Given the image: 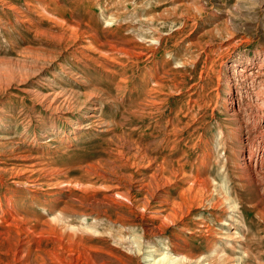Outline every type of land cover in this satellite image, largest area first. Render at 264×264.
Instances as JSON below:
<instances>
[{
    "label": "rangeland",
    "instance_id": "rangeland-1",
    "mask_svg": "<svg viewBox=\"0 0 264 264\" xmlns=\"http://www.w3.org/2000/svg\"><path fill=\"white\" fill-rule=\"evenodd\" d=\"M263 73L264 0H0V218L57 216L112 264H264ZM145 149L181 175L146 186Z\"/></svg>",
    "mask_w": 264,
    "mask_h": 264
},
{
    "label": "bare ground",
    "instance_id": "bare-ground-1",
    "mask_svg": "<svg viewBox=\"0 0 264 264\" xmlns=\"http://www.w3.org/2000/svg\"><path fill=\"white\" fill-rule=\"evenodd\" d=\"M4 2V1H3ZM2 3V2H1ZM12 7L11 5H9ZM4 7V6H3ZM6 7V6H5ZM8 7V6H7ZM9 7V9H10ZM13 10V9H12ZM14 11V10H13ZM19 11V10H16ZM21 14V13H20ZM35 14V13H34ZM3 15V14H2ZM18 16V15H17ZM31 16V15H30ZM19 17V16H18ZM49 17V16H48ZM18 19V18H17ZM29 19V18H28ZM38 20V19H37ZM36 21V20H35ZM30 22V21H29ZM38 23V22H37ZM28 24V23H27ZM88 27V26H87ZM74 29V28H73ZM34 33V32H33ZM54 34V33H53ZM68 38V37H67ZM108 44V43H107ZM114 44V43H113ZM110 45V44H109ZM123 45V44H122ZM120 45V46H122ZM111 49V48H110ZM115 49V48H114ZM134 48L132 47V44L129 45V49H127L130 53H132V50ZM81 50V49H79ZM78 50V51H79ZM109 50V49H108ZM116 51V50H115ZM118 51V50H117ZM124 51V50H123ZM23 52V51H22ZM83 52V51H82ZM33 53V52H32ZM72 53V52H71ZM114 53V51H113ZM117 53V52H115ZM122 54V53H121ZM76 55V54H75ZM85 55V54H84ZM35 56V54H34ZM86 56V55H85ZM74 57V56H73ZM27 58V57H26ZM82 58V57H81ZM34 59V58H33ZM85 59V58H84ZM116 59V58H115ZM20 60V59H19ZM32 60V59H31ZM39 60V59H38ZM117 60V59H116ZM135 60V59H134ZM29 61V59H28ZM40 62V61H39ZM251 62V61H249ZM17 63V62H16ZM36 63V62H35ZM43 63V62H42ZM19 64V62H18ZM237 65V64H236ZM262 63L258 66V73H260L259 70H262ZM38 67V66H37ZM40 68V67H39ZM15 69V68H14ZM28 70H31L29 68ZM255 70V69H254ZM18 71V70H16ZM35 71V70H33ZM71 71V70H70ZM241 70L240 72H242ZM32 72V71H31ZM39 72V71H38ZM262 72V71H261ZM30 73V72H29ZM239 73V72H238ZM250 73V72H249ZM14 74V73H13ZM73 74V73H72ZM261 74V73H260ZM264 74V73H263ZM15 75V74H14ZM17 75V74H16ZM15 75V76H16ZM66 75V74H65ZM71 75V74H70ZM249 75V74H248ZM258 75V74H257ZM42 76V75H41ZM239 76V75H238ZM250 76V75H249ZM255 77V75H253ZM261 76V75H260ZM259 76V77H260ZM263 76V75H262ZM55 77V76H54ZM228 77V76H227ZM237 77V76H236ZM245 77V76H243ZM258 77V78H259ZM15 78V77H14ZM66 78V77H65ZM76 78V77H75ZM81 78V77H80ZM256 78V77H255ZM16 79V78H15ZM38 79V78H37ZM44 79V78H43ZM62 79V78H61ZM74 79V78H73ZM254 79V78H253ZM256 80V79H255ZM17 82H22L21 76L15 80ZM66 81V80H65ZM229 81V80H228ZM242 81V80H241ZM251 81V80H250ZM261 81V80H260ZM40 82V81H39ZM253 82V81H252ZM41 83V82H40ZM56 83V82H53ZM239 83V82H238ZM33 84V83H32ZM231 80L228 82V85L230 86ZM240 84V83H239ZM255 84V83H254ZM264 84V82H263ZM12 85V84H11ZM25 85V84H24ZM36 85V84H35ZM40 85V84H39ZM61 86V85H60ZM81 86V85H80ZM236 86V85H235ZM244 86V84H243ZM259 86V85H258ZM10 87V86H9ZM22 87V86H20ZM38 87V86H37ZM48 87V86H47ZM240 87V86H239ZM15 88V87H14ZM43 88V87H42ZM71 88V87H70ZM260 88V87H259ZM258 88V89H259ZM264 88V87H263ZM25 89V88H24ZM31 89V88H30ZM78 89V88H77ZM249 89V88H248ZM264 90V89H262ZM25 91V90H23ZM33 91V89L31 90ZM42 91V90H41ZM26 92V91H25ZM24 92V93H25ZM53 92V91H52ZM259 92V91H258ZM257 92V93H258ZM262 92V91H261ZM260 92V93H261ZM28 93H31L34 95V92L28 91ZM43 93V91H42ZM69 93V92H68ZM255 93V92H254ZM264 93V92H263ZM35 94H39L36 92ZM259 94V93H258ZM262 94V93H261ZM260 94V95H261ZM91 96V95H90ZM67 97V95H66ZM65 97V98H66ZM259 97V96H258ZM263 97V96H262ZM43 98L52 105H60L61 102L65 103L64 98L58 97V95L55 94H46L43 96ZM251 98V97H250ZM261 98V97H260ZM264 98V97H263ZM261 98V99H263ZM14 99V98H13ZM35 99V98H34ZM257 99V98H256ZM61 102H60V101ZM93 100V99H92ZM43 101V99H42ZM98 101V100H97ZM155 101V100H154ZM251 101V100H250ZM40 102V101H39ZM38 102V103H39ZM46 102V103H47ZM92 102V101H91ZM156 102V101H155ZM241 101L237 96L230 98V102L228 104V110L235 112H238L239 103ZM259 102V101H258ZM161 103V102H160ZM243 103V102H242ZM260 103V102H259ZM264 103V102H263ZM67 104V103H66ZM73 104V103H72ZM71 104V105H72ZM241 104V103H240ZM254 104V103H253ZM33 105V104H32ZM44 105V104H43ZM247 105V104H245ZM264 105V104H263ZM73 106V105H72ZM244 106V105H243ZM258 106V104H257ZM261 106V105H260ZM33 107V106H32ZM54 107V106H53ZM56 107V106H55ZM98 107V106H97ZM156 107V106H155ZM237 109H236V108ZM248 107V106H247ZM262 107V106H261ZM36 108V107H35ZM68 108V106H67ZM91 108V106H90ZM153 108V107H152ZM258 108V107H257ZM263 108V107H262ZM69 109V108H68ZM240 109V108H239ZM243 109V108H242ZM260 109V107H259ZM264 109V108H263ZM226 110V109H225ZM243 111V110H242ZM245 111V110H244ZM243 111V112H244ZM64 112V111H63ZM65 114V113H64ZM74 114V113H73ZM240 114V112H239ZM245 114V113H244ZM249 114V113H248ZM234 115V114H233ZM96 110L91 109L89 113L87 114L86 119L87 120H93L97 119ZM236 116V115H235ZM23 117V116H22ZM247 117V116H246ZM249 118V117H248ZM30 119V117H29ZM161 119V118H160ZM105 121V120H104ZM83 122V121H82ZM251 122V121H250ZM264 122V121H263ZM162 123V122H161ZM171 123V122H170ZM246 124V123H245ZM248 125V124H246ZM256 125V124H255ZM254 125V126H255ZM51 126V125H50ZM79 126V125H78ZM248 127V126H247ZM259 127V126H258ZM46 128V127H45ZM168 128V127H167ZM249 128V127H248ZM251 128V127H250ZM264 128V127H263ZM81 129V128H80ZM54 130V129H53ZM78 130V129H77ZM88 130V129H87ZM252 130V129H251ZM249 133V132H248ZM14 135V133H13ZM15 136V135H14ZM256 137V136H255ZM50 138V137H49ZM52 138V137H51ZM36 139V138H35ZM164 139V138H163ZM49 140V139H48ZM251 140V139H250ZM12 141V140H11ZM47 141V140H46ZM6 142V141H5ZM54 142V141H53ZM263 142V141H262ZM3 143V142H2ZM31 143V142H30ZM34 145V144H33ZM37 148V147H36ZM133 148V147H132ZM28 149V148H27ZM55 149V148H54ZM16 152V151H15ZM44 152V151H43ZM47 152V151H46ZM42 153V152H41ZM151 151L144 150V153L141 157V161L143 164H145V167L148 170L152 171V174L147 178V185L150 186L154 184L155 182H162L165 184H168L171 182L173 178H176L177 176L181 175L179 173V169H172V171L168 173H165L163 171L164 165L163 163H159L157 157H152ZM159 153V152H158ZM248 154V153H247ZM121 156V155H120ZM123 156V154H122ZM141 156V155H140ZM253 156V155H252ZM31 157V156H30ZM19 158V157H18ZM23 158V157H21ZM137 158V157H136ZM26 159L27 158H23ZM42 159V158H41ZM2 160V159H1ZM30 160V159H29ZM129 160V159H128ZM249 161V160H248ZM260 161V160H259ZM262 161V160H261ZM15 162V161H14ZM263 162V161H262ZM24 163V162H23ZM4 164V163H3ZM244 164V163H243ZM249 164V163H248ZM34 165L28 164L27 162L24 163V165L15 167L14 171H16V175L19 172H30L34 173L30 168H32ZM51 166V165H50ZM43 167V166H42ZM41 167V168H42ZM35 168V167H33ZM249 168V167H248ZM29 169V171L24 170ZM1 171V170H0ZM12 171V170H11ZM49 171V170H48ZM248 171V170H246ZM254 172V171H253ZM58 173V172H57ZM61 173V172H60ZM250 173V172H249ZM21 174V173H20ZM51 174V173H50ZM145 174V173H144ZM54 175V174H53ZM96 175V173L94 174ZM246 175V174H245ZM26 176V175H25ZM205 176V175H204ZM203 176V177H204ZM242 176V175H241ZM2 177V176H1ZM0 177V178H1ZM14 177V176H13ZM3 178V177H2ZM28 178H30V175L26 176L24 179L25 181H29ZM57 179V178H56ZM60 179V178H59ZM41 180V179H40ZM46 180V179H45ZM44 180V181H45ZM53 180V179H52ZM55 180V179H54ZM188 180V179H187ZM14 181V180H13ZM56 181V180H55ZM65 181V180H64ZM93 181V180H92ZM177 181V180H176ZM204 181V180H203ZM30 182V181H29ZM41 182V181H40ZM49 182V181H48ZM189 182V181H188ZM207 182V181H206ZM33 183V181H32ZM186 183V181H185ZM194 183V182H193ZM62 184V182H61ZM144 184V183H143ZM190 184V183H189ZM37 185V184H36ZM7 186V185H6ZM32 186V185H31ZM145 186V185H143ZM187 186V185H186ZM203 186V185H202ZM146 188V187H145ZM185 188V187H183ZM207 189V188H206ZM9 190V189H8ZM194 190V189H193ZM3 191V190H2ZM1 192V191H0ZM188 193V195L185 196V194ZM2 196V195H1ZM5 196V195H3ZM129 196V195H128ZM197 197V193L191 191L190 188H187L186 190L182 191L179 194L180 202L172 201L170 204V208L163 209L165 219H171L174 218L178 211L181 209L182 205H184V198L195 200ZM203 197V195H202ZM13 199V198H12ZM169 201V200H168ZM8 202V201H7ZM79 202V201H78ZM73 203V202H72ZM164 203V202H163ZM10 204V203H9ZM93 204V203H92ZM95 204V203H94ZM101 204V203H100ZM168 203L165 202L164 205H167ZM85 206V205H83ZM93 206V205H92ZM101 206V205H100ZM73 207V206H72ZM165 207V206H164ZM178 207V208H176ZM16 208V207H15ZM6 209V208H5ZM12 205L7 209V212L5 213L6 216H8V213L12 216L10 218V221L7 222L5 218H0V224L4 229H0V237H3L4 239L7 238V240H12L13 247L8 246V252L4 253V257L8 260L5 262H1L0 264H112L113 262L111 260H118V257H116L113 254H108L107 257H97L93 254L91 248L84 247L81 243V237L78 234V230L74 228L66 229L60 224H58L57 216L54 217L52 220H44V221H31L29 219H25L24 217L18 218L15 213L11 212ZM15 210V209H14ZM95 211V210H94ZM17 213V212H16ZM45 213V212H44ZM51 213V212H50ZM80 215L84 214L82 212H79ZM97 213V212H96ZM159 213V212H158ZM92 214V213H91ZM180 215V214H179ZM47 217V216H46ZM91 217V216H90ZM179 217V216H178ZM45 218V217H44ZM43 218V219H44ZM83 219V218H82ZM36 220V219H35ZM164 220V219H163ZM172 221V220H171ZM69 222V221H68ZM32 224V225H29ZM2 228V227H1ZM11 228H14V233L12 234L10 232ZM86 228V227H85ZM89 231V230H88ZM84 240V239H83ZM108 250V249H107ZM110 250V249H109ZM115 252V251H114ZM97 253V252H96ZM180 253V252H179ZM119 254V253H117ZM178 255V253H177ZM117 262V261H116ZM115 262V263H116ZM122 263V262H121ZM124 264V263H123Z\"/></svg>",
    "mask_w": 264,
    "mask_h": 264
}]
</instances>
